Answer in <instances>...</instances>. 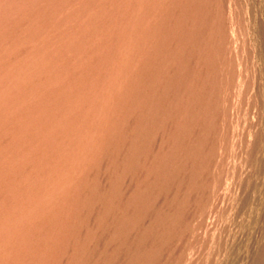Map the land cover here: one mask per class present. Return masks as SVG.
<instances>
[{
  "label": "bare ground",
  "instance_id": "1",
  "mask_svg": "<svg viewBox=\"0 0 264 264\" xmlns=\"http://www.w3.org/2000/svg\"><path fill=\"white\" fill-rule=\"evenodd\" d=\"M233 218L220 264H264V0H0V264H145L189 227L181 264L217 261Z\"/></svg>",
  "mask_w": 264,
  "mask_h": 264
},
{
  "label": "rangeland",
  "instance_id": "2",
  "mask_svg": "<svg viewBox=\"0 0 264 264\" xmlns=\"http://www.w3.org/2000/svg\"><path fill=\"white\" fill-rule=\"evenodd\" d=\"M227 231L229 232L230 236L227 238V250L221 255H217V261L215 260V255L213 253L214 243L213 242H197V251L201 253V263L200 264H220L221 261L224 260H231L234 257V246L235 242H233V235L238 229V222L235 218L230 219L227 227ZM194 234V228L189 227L188 232L186 233V238H190V235ZM199 236L201 238L208 237L209 235L205 232L204 229H199ZM186 238L184 241H179L178 239H168L167 242H162L159 251L157 253H150L145 264H181L180 262V248L181 244L186 242ZM264 243V242H260ZM149 244L151 242H146V248H149ZM135 247V254L137 255V243L134 244ZM231 245V246H230ZM201 246V247H200ZM200 248V249H199ZM229 248V249H228ZM169 255H171V259H169ZM199 264V263H197Z\"/></svg>",
  "mask_w": 264,
  "mask_h": 264
}]
</instances>
